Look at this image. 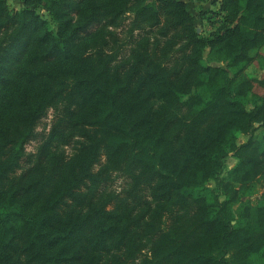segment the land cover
<instances>
[{
  "label": "trees",
  "instance_id": "obj_1",
  "mask_svg": "<svg viewBox=\"0 0 264 264\" xmlns=\"http://www.w3.org/2000/svg\"><path fill=\"white\" fill-rule=\"evenodd\" d=\"M217 1L205 36L184 0H0V264H127L147 247L139 264H264V193L243 202L264 173V77L245 73L264 0ZM120 167L126 187L103 191Z\"/></svg>",
  "mask_w": 264,
  "mask_h": 264
},
{
  "label": "rangeland",
  "instance_id": "obj_2",
  "mask_svg": "<svg viewBox=\"0 0 264 264\" xmlns=\"http://www.w3.org/2000/svg\"><path fill=\"white\" fill-rule=\"evenodd\" d=\"M151 1V0H150ZM187 2L188 9L190 12L195 16V22L197 25V32L209 36L211 33L216 31L219 27V25L224 22L225 13L220 12L219 10V2L217 0H184ZM12 7L19 9L23 6V0H9ZM39 13L43 15L45 18L51 21V16L48 14L47 11L44 9H39ZM133 15L130 14L128 16L127 20L125 21V24L119 28H112L114 31H117L119 33V44H118V54L122 55L123 53L128 52L131 45L129 44L130 37L132 36V33L129 31V21L131 20L129 17H132ZM139 33V30L134 31V35ZM143 33V32H142ZM250 55L252 57V60L247 63L245 66V73L249 75L252 78L256 79H262L264 77V47L255 48L250 51ZM224 66L228 69L231 75H234L236 73V69H234L232 66L230 67L227 64H224ZM256 89L258 92H263V88L256 86ZM185 98V96L183 97ZM248 108L252 109L255 106L254 98L252 96H248L245 99ZM56 116V112L54 109H50L47 116L43 117L36 127V138L31 139L27 145H26V156L22 161L21 168L18 170V172H21L24 168H27L30 161L33 159V153L37 151V147L41 140L47 136L48 132L50 131L52 125L54 124V119ZM254 135L256 137H261L264 135V122H256L254 124ZM237 141L238 144H242L246 142L247 137L241 133L238 132L237 135ZM63 149H65L67 155H71L75 151L74 144H70L67 146H61ZM228 156L225 161V168L224 171L219 175V179H222L223 177H227L229 171L235 167V165L238 162V158L236 157L234 152V148L231 147L229 149ZM238 155V154H237ZM106 158L105 156H102L101 159L97 164L94 166V171H98L100 167L105 163ZM107 179L102 182L101 187L103 191L105 192H120L123 191L124 187H126L129 179L128 175L125 171L124 167H120L118 169H113L107 172ZM217 180H211L208 183V186L210 188H217ZM252 194L246 195L243 197V202H250L251 204H257V202L262 198V195L264 193V173L260 176H258L252 184ZM226 198L225 195L222 193L220 194V199L224 200ZM238 205L234 207L235 211H237ZM167 218L164 222V227L167 226ZM149 253V247H147L142 255L135 259H131L127 262V264H139L140 261L144 258L146 254Z\"/></svg>",
  "mask_w": 264,
  "mask_h": 264
}]
</instances>
